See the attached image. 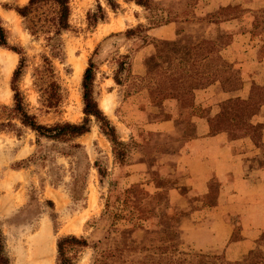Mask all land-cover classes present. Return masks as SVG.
Segmentation results:
<instances>
[{"label":"rangeland","instance_id":"374dc122","mask_svg":"<svg viewBox=\"0 0 264 264\" xmlns=\"http://www.w3.org/2000/svg\"><path fill=\"white\" fill-rule=\"evenodd\" d=\"M27 1L0 0V19L8 43L21 47L27 57L18 86L29 112L43 124L80 122L81 80L91 59L93 95L126 144L125 157L117 158L94 120L88 132L72 140L37 138L0 111V122L12 123L0 129V228L10 264H43L30 254L39 238L43 250L47 247L48 264H56V241L65 235L87 241L68 250L76 264H228L221 255L206 258L179 232L177 223L185 212L171 206L166 190H157L169 179L155 161L176 147L171 141L163 145L159 139L169 137L157 136L146 125L179 110L170 97L188 107L193 91L186 85L227 83L233 64L223 56L224 49L232 34L246 33L248 45L258 52L264 42V7L243 8L237 0H146V6L116 0L118 8L112 9L106 0H69L70 28L60 34L63 54L56 58L50 56L46 34L31 35L13 9ZM98 5L104 19L90 23L88 14L98 13ZM259 54L264 57V46ZM42 55L51 58L60 85L57 107L45 105L36 82ZM18 59L16 52L0 46V106L13 104L11 77ZM263 66L245 79L251 85L241 99L248 100L252 91V108L245 111L240 100H233L221 109L227 116L218 113L220 119H212L213 130L222 125L231 133L236 121L242 124L239 118L247 125L252 113L264 112V105L258 110L264 103ZM240 264H264V238L262 247Z\"/></svg>","mask_w":264,"mask_h":264},{"label":"crops","instance_id":"0c3cea01","mask_svg":"<svg viewBox=\"0 0 264 264\" xmlns=\"http://www.w3.org/2000/svg\"><path fill=\"white\" fill-rule=\"evenodd\" d=\"M237 2L243 8L264 7V0ZM248 42L246 33H235L226 45L223 56L233 64L226 84L217 80L186 85L193 91L190 110L171 109L170 117L146 125L157 136L169 137L159 139L163 145L171 141L176 147L155 161L156 167L162 166L163 178L172 182L167 201L185 212L179 220L185 241L206 258L221 255L230 262L261 248L264 234V112L254 115L252 124L260 126L254 131L238 121L231 133L222 125L215 130L211 125L219 118L222 102L248 95L251 81L245 79L264 65Z\"/></svg>","mask_w":264,"mask_h":264},{"label":"trees","instance_id":"16d2710c","mask_svg":"<svg viewBox=\"0 0 264 264\" xmlns=\"http://www.w3.org/2000/svg\"><path fill=\"white\" fill-rule=\"evenodd\" d=\"M124 1H134L139 5H147L146 0H124ZM110 8H118V2L116 0H106ZM13 9L22 17L25 21V28L33 36H39L40 34H46V46L49 49L50 56L60 58L63 54V43L60 38V34L64 30L70 28L69 15H70V6L69 0H28L24 5H15ZM88 19L90 23H95L98 19H104V12L100 5H98V13L90 12L88 14ZM0 46L7 47L19 55L17 66L14 68L11 77V88L13 90V104L11 107L6 105L0 106V111L6 115H13L17 118L20 123L31 129L37 136V138L44 137L49 140L55 141H65L72 140L73 138L79 137L84 133L90 130L92 120L96 121L99 124L101 132L108 138L113 146L114 154L117 158L123 159L125 157V142L122 141L119 136L115 125L110 121L106 114L101 110L98 105L97 100L93 95V80H94V62L90 59L88 65L84 69L82 80H81V96L83 102V114L84 117L80 122H70V121H58L53 124H43L39 122L34 114H31L27 109V106L24 102V95L18 86V79L22 75L24 68L26 66L27 57L23 49L16 45H10L8 43L6 30L1 23L0 19ZM264 46V42L260 45ZM259 46L256 57L262 61L264 57L260 56ZM262 58V59H261ZM205 59V57H203ZM36 82L42 87V93L44 98V103L47 107H57L62 99V94L60 91V85L54 79V66L52 60L47 55H42V63L40 66L35 68ZM116 83H119V79L115 76ZM180 92V91H179ZM254 93L251 91V96L248 97V100H243L241 98H231L219 105V112L222 113L221 109L225 107L226 104H232V101L240 100L243 104L239 107L244 108L245 111H248L254 103L253 99ZM172 98V99H171ZM172 100L171 103L179 107L180 110L190 108L193 105V97L190 105L184 107L182 103H179V100L174 97H170ZM233 101V102H234ZM224 105V106H223ZM262 103L258 110L263 106ZM230 106V105H229ZM228 107V105H227ZM238 107V108H239ZM230 108V107H229ZM237 108V107H235ZM232 109V106H231ZM258 111L252 113L247 119V125L244 119L242 120V125L247 131L257 130L260 126L252 124V119ZM223 116H227L223 114ZM236 118L237 115H235ZM168 118V117H167ZM166 119V118H165ZM249 125V126H248ZM12 126L10 120L7 122H0V129L4 127ZM252 129H249V128ZM72 148H81L80 144L71 145ZM97 165V169L100 175L102 172ZM169 183H172L171 180L164 181L163 185H156L157 190L164 189L167 193V187ZM184 188V187H183ZM179 210V209H178ZM179 228V221H178ZM179 228V232H180ZM181 233V232H180ZM264 238V234H263ZM87 241L83 237H76L74 235H65L61 236L56 241V264H76V262L69 256L68 250L74 248L75 246H86ZM254 251L246 254V258L249 254ZM229 262L228 264H240V262ZM226 261V260H225ZM0 264H10V258L5 249V238L0 228ZM223 264V262H220Z\"/></svg>","mask_w":264,"mask_h":264},{"label":"bare ground","instance_id":"6f19581e","mask_svg":"<svg viewBox=\"0 0 264 264\" xmlns=\"http://www.w3.org/2000/svg\"><path fill=\"white\" fill-rule=\"evenodd\" d=\"M3 60V59H2ZM4 62H5V60H3ZM36 238V237H35ZM36 240V239H35ZM41 238H39V239H37L36 241H35V249H33L32 251H30V254H31V258L33 259V260H35L37 257H41L40 258V263H43V264H48V262H47V260H48V258L46 259V256L48 255V254H46L45 255V253L43 252L44 250H43V248H42V245H41ZM32 249V248H31ZM33 251H36V253H33ZM33 254H34V256H33ZM48 257H49V255H48ZM38 261V262H39ZM50 264V263H49Z\"/></svg>","mask_w":264,"mask_h":264}]
</instances>
